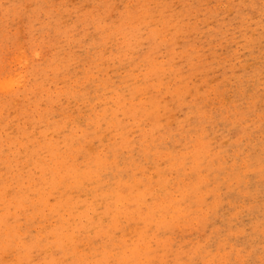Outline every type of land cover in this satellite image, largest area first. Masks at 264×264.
I'll use <instances>...</instances> for the list:
<instances>
[{"label": "clouds", "instance_id": "9594fccd", "mask_svg": "<svg viewBox=\"0 0 264 264\" xmlns=\"http://www.w3.org/2000/svg\"><path fill=\"white\" fill-rule=\"evenodd\" d=\"M0 264H264V0H0Z\"/></svg>", "mask_w": 264, "mask_h": 264}, {"label": "rangeland", "instance_id": "374dc122", "mask_svg": "<svg viewBox=\"0 0 264 264\" xmlns=\"http://www.w3.org/2000/svg\"><path fill=\"white\" fill-rule=\"evenodd\" d=\"M228 51H230V49H225V53H224V54H227ZM225 95H226V97H234V96L236 95V92H235L234 90L229 89V90L226 91ZM232 210H233V209L229 208V206L226 204V205H224V206L221 208L220 211L223 213V215L227 216V215L230 214V212H231ZM216 223H217V224H220L221 221L218 219V220L216 221ZM210 227H211V226H210ZM194 239H195V240H199V237L197 236V237H195Z\"/></svg>", "mask_w": 264, "mask_h": 264}]
</instances>
